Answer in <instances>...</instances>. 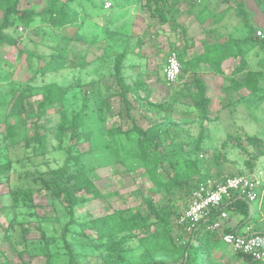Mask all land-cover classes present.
<instances>
[{
	"label": "rangeland",
	"instance_id": "1",
	"mask_svg": "<svg viewBox=\"0 0 264 264\" xmlns=\"http://www.w3.org/2000/svg\"><path fill=\"white\" fill-rule=\"evenodd\" d=\"M71 1V6L79 13L82 25L80 28L76 24L69 25L61 30L62 34L72 35L79 31L85 37L91 33L104 37L101 28L108 27L111 31H119L128 37V54L124 60L123 73L128 84L136 80L141 84L139 100H131V115L143 128L158 124L163 141L162 152L167 155L163 172L172 174L168 160L180 156L188 157L186 152L193 148L192 143L198 136L199 128L189 119L193 116V109L188 91L183 87L188 82L189 75L186 76L181 71L179 79L168 84L163 76L167 56L173 48H180L178 43L182 45L185 36L192 39V53L201 51L202 44L200 41L196 42V39L207 42L209 39L213 40L216 34L213 31L202 33L204 23L198 22L197 15L214 12L219 14L216 10L222 6L229 7L226 12L234 28L231 34L235 38L244 37L247 30L238 18L235 8L239 0H212L213 4L209 5L208 0L179 1L178 6L172 10V17L178 24L186 27L185 35L179 29L172 28V19L169 23L160 25L156 18H150L149 12L141 8L144 7L145 0ZM171 1L173 0H168V3ZM249 1L254 3L253 0ZM106 3L110 5L108 8H105ZM42 5L43 0H21L19 9L32 6L40 9ZM211 5H215L216 9ZM205 6L210 8L205 9ZM255 11L258 13L256 8ZM1 16L0 9V18ZM259 18V25L264 26V18ZM206 21L211 26L213 19L209 16ZM36 26L24 28L17 25L12 34L19 38L18 46L0 47V89L8 83L21 88L17 94L0 100V163L11 162L7 177L1 178L0 184V261L4 259L10 264H19L23 260L27 264H46L49 256V264H66L67 251L61 235L62 228L68 222V216L60 201L51 199L46 191H38L34 179L38 182V172L44 174L49 169H56L63 164L66 157L64 149L71 143L70 132H64L62 149H57L59 115L55 110H49L47 116L39 120L32 116L33 112L27 117L16 118L14 112L18 108L16 100L19 96H28L32 103H36L46 97H56L67 90L62 104L67 125L82 104L86 103L83 122L85 135L81 136L80 145L75 144L73 153H85L82 163L92 174L94 184L102 197L85 195L87 201L76 208L77 217H100L113 211L123 213L126 218L136 210L146 214L143 204L145 199L151 200L158 207L172 205L174 217H177L187 207L190 197L180 188L171 194L155 192L154 187L143 176L136 153V135L132 132H115L117 126L123 131L131 127L120 97H109L108 112L101 107V97L118 91L115 78L110 72L112 53L119 51L117 43L121 41L117 40L116 44L112 40L108 41L110 48L107 51L99 48L97 44L92 46L87 61L102 54H107L108 57L97 73L87 74L91 65L85 68H69L62 59L49 62L52 50L41 44L42 35ZM34 30L39 34H33ZM257 31L262 32V28ZM48 37L47 34L46 38ZM137 39L142 40L139 48L135 45ZM23 49L41 58L27 60L25 52L19 55ZM68 58L74 57L70 55ZM247 58L250 70L264 72V53L259 48H254ZM30 65L32 68L41 69L33 81L29 80L32 76ZM91 80H98L102 84L94 96L89 95ZM206 81L212 101L210 117L213 121L205 132L201 151L192 154L189 159L201 161V171L207 174V181H220L228 177L229 173L259 175L262 189L258 203L251 204L254 215L248 227L263 229L264 156L253 159L258 150L252 137L264 139V98L259 104L248 105L237 101L239 94L221 90L222 78L210 77L206 78ZM76 83L80 86L75 87ZM247 94L246 91L240 93L241 96ZM146 102L167 105L169 110L157 111L147 107ZM167 116L173 123H180V127L165 126ZM8 126L15 129L12 138L6 135L5 129ZM36 127H42L41 133L46 134L47 152L42 157H35L31 149L24 148V140L34 135ZM262 150L264 151V146ZM247 163H251L252 168H249ZM183 171L185 175L181 182L189 189L196 183L197 178L189 177V173L184 169ZM25 194L30 196V202L24 198ZM147 225L150 232L157 228L151 217H148ZM135 234L140 236V231ZM174 236L175 239L180 237L176 231ZM94 238L93 231L82 230L76 226L71 227L65 236L78 254V264H104L108 253ZM136 243L137 240L134 239L129 246L134 247ZM180 252L181 250L178 253ZM212 257L217 264H249L225 245L215 248Z\"/></svg>",
	"mask_w": 264,
	"mask_h": 264
},
{
	"label": "trees",
	"instance_id": "2",
	"mask_svg": "<svg viewBox=\"0 0 264 264\" xmlns=\"http://www.w3.org/2000/svg\"><path fill=\"white\" fill-rule=\"evenodd\" d=\"M179 1L183 0H173L170 3H168V0H145L144 7L141 8L146 9L150 18H156L160 25H165L172 19V28L179 29L185 35L186 30L184 27L172 17V10L178 6ZM20 2L21 0H0V9L2 11L0 18V47L18 46L19 38L14 37L12 34L17 25H21L24 28L37 25L36 27L42 35L41 44L48 46L52 50L49 55V62L62 59L69 68H85L91 63L86 58L92 46L97 44L99 48L107 51L110 48L108 41L112 40L115 44L117 40L121 41V43H117L119 51L112 53V72H110V75L115 78L118 91L107 94V97H101L100 104L108 112L110 110L107 103L109 97H120L125 115L131 122V127L123 131L121 127L117 126L115 132L117 134L132 132L136 135V153L143 170V176L151 183L155 192L163 191L166 194H171L172 191L180 188L187 192L188 197H191L192 192L200 183L207 182V174L201 171V161L189 159V156L201 151L205 132L213 121L210 117L211 99L207 95L205 83L199 78L201 65L210 68L214 74L222 76L223 84L220 87L221 90L223 92L233 91L239 94L238 102L243 101L248 105L259 104L264 98V85H262L264 72L250 70L247 58L254 48H259L264 53V27H262V37H257L258 27L250 21L249 14L244 7L243 1H241L235 8L237 9L238 18L247 30V34L244 37L235 38L231 33L221 34L217 28H213V30L210 29L209 31L216 32V37L212 42L203 44L202 53L195 54L192 58L187 59L185 48H173L171 51L176 53L181 65V71L186 76L189 75V80L183 87L188 91L193 109V116L189 119L197 124L199 131L197 138L192 143L193 148L186 152L188 157L180 156V158L174 160L169 159L168 163L172 174H165L163 169L167 155L162 152L163 141L158 124L143 128L135 122L134 117L131 115V100H139L141 84L138 80L128 84L123 73L124 60L128 54V37L119 31H111L108 27L101 28L104 37H99L96 33H91L85 37L79 31H75L72 35L62 34L61 30L69 25L76 24L78 28L82 25V21L79 20V13L71 6V0H43V5L40 9L34 6L27 9H19ZM253 2L264 17V0H253ZM217 15H197V20L204 23L210 16L213 19L211 25L214 26L218 23L217 18L219 19L223 14L219 13ZM33 34L39 33L34 30ZM47 34L49 35L48 39L46 38ZM141 44L142 40L137 39L136 47L139 48ZM22 52L26 53V58L30 61L41 58L33 52L25 51V49L21 50L19 55ZM70 55L74 58H68ZM106 57H108L107 54H102L95 58L94 61L99 65L96 72L105 64ZM230 58L238 60V64L229 73H223L221 66L224 61ZM29 67L32 71V76L29 80L33 81L41 69L32 68L31 65ZM78 85L79 83H76L74 86L78 87ZM89 85L92 87L91 92H89L91 96L96 95L95 91L102 87L98 80H91ZM19 89L21 88L13 83H8L0 89V100L15 93L17 94ZM242 91L248 92L247 96H241L240 93ZM67 92V90H64L56 97H46L36 103H32L30 97L21 95L16 100L18 108L14 112L16 118L27 117L33 112L32 116L39 120L47 116L49 110H55L60 117L57 125L58 134L56 135L58 140L57 149H62V135L64 132H70L71 143L64 149L66 157L63 164L56 169H49L44 174L38 172V182L34 179L38 191H46L51 199L60 201L68 216V222L62 228L61 235L67 251L66 264H78L79 261L78 254L75 253L65 239V236L73 226L82 230H91L95 233L94 240L99 241L101 247H105L108 253L104 258V264H217L212 257V251L223 246L222 236L244 230L253 219L254 212L250 214L248 203L241 198L233 197L219 208L211 209L190 233H187L176 224V220L184 210L180 212V215L174 217L172 205L167 204L163 207H158L151 200L146 199L143 200L146 214L136 210L128 218L118 211H113L100 217L89 216L86 219L76 216L77 206L87 201L85 195L91 194L93 198H100L102 195L94 184L92 174L82 163V157L85 153H73L75 144L80 145L81 136L85 135L83 122L86 114V103L82 104L80 110L72 116L71 122L67 125L62 105ZM146 106L157 111L168 112L169 110V106L164 104L146 102ZM164 125L167 127H180V123H173L169 116L166 117ZM42 129V127H36L34 135L24 140V148L31 149L35 157L45 156V152H47L45 150L46 134L41 133ZM5 132L9 138H12L15 129L13 126H8ZM252 139L257 143L258 152L253 156V159L257 160L264 156V151L262 150L264 139L256 137H252ZM247 165L252 168L251 163H247ZM10 168L11 162L0 163V184L2 182L1 178L7 177L6 174ZM183 169L186 173H189V177L196 176L197 178L196 183L189 189L184 187L181 182V178L185 175ZM235 176L242 175L229 173L228 177L220 181ZM261 189L262 185L258 188V196ZM24 198L29 202L31 201L30 196L26 194ZM221 212L227 214L226 220L221 222V228L217 231L209 230L208 227L219 220ZM148 217L153 219L157 227L151 232L148 231ZM228 220L235 221L232 227L225 225ZM251 230L254 233H264V228H252ZM138 231H140V236L135 234ZM175 231L180 235L178 239H175ZM134 239L137 240V243L134 247L133 245L130 247L129 243ZM179 250H181L180 253H178ZM235 254L244 258L249 264H264L241 253ZM0 264L10 263L3 259ZM19 264L27 263L21 260ZM46 264H49V256Z\"/></svg>",
	"mask_w": 264,
	"mask_h": 264
},
{
	"label": "built area",
	"instance_id": "3",
	"mask_svg": "<svg viewBox=\"0 0 264 264\" xmlns=\"http://www.w3.org/2000/svg\"><path fill=\"white\" fill-rule=\"evenodd\" d=\"M109 6V3L105 4V8ZM256 36L262 37V32L257 31ZM180 73L181 65L177 55L175 52H170L163 68V76L168 83H174ZM260 185L261 177L255 174L229 177L224 181L200 183L192 192L188 205L176 220V224L190 233L211 209L219 208L233 197L246 201L250 214H253L254 209L251 204L259 199L257 191ZM226 218L227 214L221 212L219 220L212 223L208 229L219 230L221 222ZM221 239L223 245L234 253H241L255 261L264 263V233H254L250 227H246L240 232L225 234Z\"/></svg>",
	"mask_w": 264,
	"mask_h": 264
},
{
	"label": "crops",
	"instance_id": "4",
	"mask_svg": "<svg viewBox=\"0 0 264 264\" xmlns=\"http://www.w3.org/2000/svg\"><path fill=\"white\" fill-rule=\"evenodd\" d=\"M228 0H226V2H227ZM241 1H243V3H244V7H245V9H246V11L248 12V14H249V18H250V21L252 22V23H254L258 28H262V27H264V26H261V25H259V22H260V18H259V16L261 17H263V15L261 14V12H260V10L255 6V4L254 3H250V1L248 2V0H239V2H241ZM212 2V0H208V5H209V3L210 4H213V3H211ZM238 2V3H239ZM213 5H211V7H212ZM206 7V6H205ZM216 6L214 5L212 8H215ZM207 8H210L209 6L208 7H206L205 9H207ZM226 9V7H224V6H222L221 8H218L217 10H216V12H219L220 14H223L221 17H219V19H218V23H216V25H214V26H210V24H208V22L207 21H205L204 22V24L203 23H201V22H199L200 24H203L202 25V30H201V32L202 33H204L205 34V32H210L209 30L210 29H212L213 30V28H217L218 29V32H220L221 34H226V33H231V31L234 29V28H232L233 26L231 25V23H230V21L228 20L229 19V16H227V12H224V10ZM255 8H256V10H258V13H256V11H255ZM216 9V8H215ZM206 11V10H205ZM214 14H216L215 12H214ZM204 15H208L207 13H204ZM217 15V14H216ZM264 18V17H263ZM184 29L185 30H187L186 29V27H184ZM214 32V31H213ZM215 34H216V32H215ZM188 40V41H187ZM201 42V51H199V52H195V53H192L193 52V50H192V48H191V42H192V39L191 38H189V37H186L185 36V38H184V41H183V44L181 45L180 43H178V46L180 47V49H182V48H185V51H186V58L187 59H190V58H192L195 54H200V53H202V51H203V44L204 43H210V42H212L213 40H211V39H209V41H207V42H204L202 39H196V42ZM96 58V57H95ZM95 58L94 59H92L91 61H88V62H91L88 66H92L91 67V69H89V71H87V74H95V73H97L96 72V69H97V67H99V65H98V63L96 62V61H94L95 60ZM238 64V60H236V59H233V58H230V59H228V60H226V61H224L223 62V64H222V66H221V69H222V72L223 73H229L230 71H232L233 70V68L236 66ZM97 65V66H96ZM210 77H213V78H222V80H223V77L222 76H220V75H216V74H214L212 71H211V69L210 68H208L207 66H204V65H201L200 66V71H199V78L205 83V85H206V92H207V95L209 96V94H208V85H207V81H206V78H210ZM211 103H212V101H211ZM259 201V200H258ZM232 222V223H231ZM234 223H235V221H231V220H228L226 223H225V225H227V226H229V227H232L233 225H234Z\"/></svg>",
	"mask_w": 264,
	"mask_h": 264
}]
</instances>
